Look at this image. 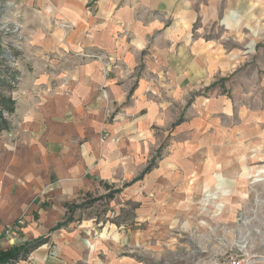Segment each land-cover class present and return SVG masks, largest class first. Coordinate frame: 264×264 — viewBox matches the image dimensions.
I'll use <instances>...</instances> for the list:
<instances>
[{
    "label": "rangeland",
    "instance_id": "374dc122",
    "mask_svg": "<svg viewBox=\"0 0 264 264\" xmlns=\"http://www.w3.org/2000/svg\"><path fill=\"white\" fill-rule=\"evenodd\" d=\"M201 1L202 10L213 3ZM233 1L200 13L187 36L188 56L198 49L219 63L205 61L204 76L183 85L166 75L152 82L166 118L151 124L154 141L131 176L69 204L62 229L8 264H264V0ZM32 8L0 0V132L10 127L17 67L48 27Z\"/></svg>",
    "mask_w": 264,
    "mask_h": 264
},
{
    "label": "crops",
    "instance_id": "0c3cea01",
    "mask_svg": "<svg viewBox=\"0 0 264 264\" xmlns=\"http://www.w3.org/2000/svg\"><path fill=\"white\" fill-rule=\"evenodd\" d=\"M221 1L203 10L201 0L30 2L48 27L17 67L10 127L0 132V251L49 238L69 204L131 176L154 141L146 142L151 124L166 118L152 82L183 85L204 76L205 61L219 63L198 49L188 56L187 36L204 10L224 11L230 0ZM205 129L196 136L207 143ZM186 207L187 218L195 206Z\"/></svg>",
    "mask_w": 264,
    "mask_h": 264
},
{
    "label": "trees",
    "instance_id": "16d2710c",
    "mask_svg": "<svg viewBox=\"0 0 264 264\" xmlns=\"http://www.w3.org/2000/svg\"><path fill=\"white\" fill-rule=\"evenodd\" d=\"M11 104H12V107H11L10 113H12L14 111V109H13L14 102H12ZM0 126H2V127H0V129L8 126V123L6 122V120H4L2 118L1 114H0ZM75 208H76L75 206L69 207L68 210L72 211ZM62 226H63V224H57L55 229H59ZM44 239L45 238H40V239H37L35 242H32L30 244L28 243V244L23 245L22 247H19V248H13V249L11 248L8 251H0V264L7 263V261H9L12 258L15 259L19 254H21L20 252H22V251H24V253H26V250L29 248H34V249L38 248L43 243H45ZM12 252H15V253L11 254Z\"/></svg>",
    "mask_w": 264,
    "mask_h": 264
},
{
    "label": "built area",
    "instance_id": "2783aa9c",
    "mask_svg": "<svg viewBox=\"0 0 264 264\" xmlns=\"http://www.w3.org/2000/svg\"><path fill=\"white\" fill-rule=\"evenodd\" d=\"M26 1H27V2H33L34 0H26ZM64 26H65V27H68L69 25H65V24H64ZM17 223H18V224H21L22 221H18Z\"/></svg>",
    "mask_w": 264,
    "mask_h": 264
},
{
    "label": "bare ground",
    "instance_id": "6f19581e",
    "mask_svg": "<svg viewBox=\"0 0 264 264\" xmlns=\"http://www.w3.org/2000/svg\"><path fill=\"white\" fill-rule=\"evenodd\" d=\"M190 219H191V218H190ZM190 219H189V220H190ZM190 222H193L194 224H196L193 218L190 220Z\"/></svg>",
    "mask_w": 264,
    "mask_h": 264
}]
</instances>
